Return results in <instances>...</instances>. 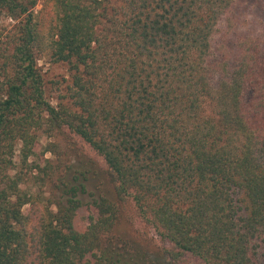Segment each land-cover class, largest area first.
I'll return each instance as SVG.
<instances>
[{"label":"trees","instance_id":"1","mask_svg":"<svg viewBox=\"0 0 264 264\" xmlns=\"http://www.w3.org/2000/svg\"><path fill=\"white\" fill-rule=\"evenodd\" d=\"M37 2L0 0V264H264V0ZM63 130L106 167L95 198L91 162H33Z\"/></svg>","mask_w":264,"mask_h":264},{"label":"rangeland","instance_id":"2","mask_svg":"<svg viewBox=\"0 0 264 264\" xmlns=\"http://www.w3.org/2000/svg\"><path fill=\"white\" fill-rule=\"evenodd\" d=\"M109 1L113 6H117L120 4V0ZM44 2L45 0H38L35 10L39 11L40 9H42ZM240 11L241 9L239 8V15ZM247 20H250L249 17H247ZM1 21L3 25H8L9 23H11L10 20L4 18H2ZM39 58L40 59L38 60V66L43 75L46 95L49 98L56 100V98L65 94L66 86L69 85L68 66L64 63H54L49 59L48 56H41ZM39 141L42 147L46 146L47 149L51 151L47 152L44 156H41L39 158L32 157L34 163L40 164L45 159L53 160V162L55 163L66 162V164L73 165H77L80 161L83 165H86V163L89 164L88 162L92 163L93 166H90L88 168L89 173L87 174V176L89 179L87 182V190L91 194L94 193L95 198L97 195V191H95V188L96 186H99L100 181H104L103 176L105 175L106 170L102 159L97 156L87 145H85L82 141H80L76 136H74L67 130H63V133L61 134L53 133L51 137L42 135ZM52 145H56L58 147L54 148L52 147ZM15 160L17 161V158ZM24 189L27 192L29 190H32L35 197L39 196L40 191L46 192V189L41 186V183L34 180L26 181ZM43 196L47 197V195ZM80 198L83 205L77 211L73 224L74 228L77 231H84L87 225L88 216L95 215V211L87 205L91 202V199L88 195L81 196ZM25 209H27V207ZM120 211L121 215L118 223V230L120 232L139 239L140 237L150 238V236H152V232L150 231V229H148V227L136 215L135 209L130 200H126V203L124 204V206L122 205Z\"/></svg>","mask_w":264,"mask_h":264}]
</instances>
